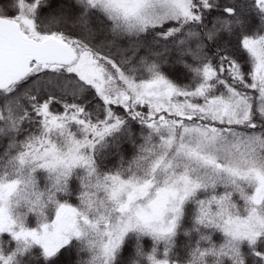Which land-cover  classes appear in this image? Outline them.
<instances>
[{
	"label": "snow or ice",
	"instance_id": "obj_1",
	"mask_svg": "<svg viewBox=\"0 0 264 264\" xmlns=\"http://www.w3.org/2000/svg\"><path fill=\"white\" fill-rule=\"evenodd\" d=\"M10 11L0 6V264L33 248L46 264L73 250V264H184L187 207V264H264V0ZM176 66L188 84L165 70Z\"/></svg>",
	"mask_w": 264,
	"mask_h": 264
},
{
	"label": "trees",
	"instance_id": "obj_2",
	"mask_svg": "<svg viewBox=\"0 0 264 264\" xmlns=\"http://www.w3.org/2000/svg\"><path fill=\"white\" fill-rule=\"evenodd\" d=\"M25 2L26 3L34 2V0H25ZM217 2L220 3L222 6H226L229 3V0H217ZM17 4H18V0H0V6H7L10 9H12V11H10L8 13V15H10V16L17 14L15 11ZM257 23H258V21H257ZM232 43L236 44V43H238V41L233 40ZM165 70L168 72L170 77L172 79H174L179 84H185L186 85L191 80V77L185 75V70L180 66H176L175 68H166ZM145 76H146V74H145ZM92 92L94 95V90H92ZM69 102H72V101L69 100ZM96 102L102 104V101H100L98 97H96ZM52 107L54 110H56L58 112L63 111L60 104H54ZM113 108L115 109L116 106H113ZM133 131L137 134V136H139V134H140L139 126L133 125ZM139 142L140 141L137 140V143H139ZM120 153L123 156L125 166H127V163L131 162L134 158L135 149L133 148V146L131 144L124 143L120 148ZM120 162L121 161H120L119 156L110 155L106 161V165H107V168L111 169L112 171H116ZM39 183L41 185H43L45 183V179H44L43 175H41ZM72 187L74 189L78 190V188H79L78 181L74 182L72 184ZM72 202L76 203L75 198H73ZM192 216H193V208L187 207L186 208L187 220L185 222L184 229L181 231V233L178 234V237H177V248L179 249V251L177 252V255H180L181 253H185L184 264H187L185 245L189 242V239H190V236L186 237L184 235V231H187L191 228ZM30 222H31L32 226H34V224H35L34 218L30 217ZM190 235H194V234H190ZM196 238L198 239V237H196ZM213 238L217 243L221 242V236L219 233H214ZM145 240L147 241L146 246L150 247L151 246L150 239L145 238ZM7 241H8V238L6 236L3 238V241H0V242L4 243L5 248L8 247V244L6 243ZM131 244H132V242L130 241L129 247H131ZM246 251H247V249H245V252ZM161 252H162V247H161ZM23 259L25 261V264H46V262L41 257V250L39 248H33L31 255L25 256ZM59 259H60L61 264H73L74 260L79 259V253L75 250L62 252L60 254ZM249 264H251V260H249Z\"/></svg>",
	"mask_w": 264,
	"mask_h": 264
}]
</instances>
